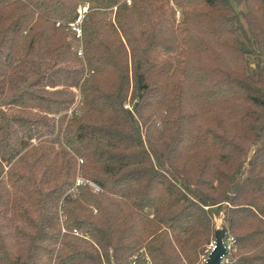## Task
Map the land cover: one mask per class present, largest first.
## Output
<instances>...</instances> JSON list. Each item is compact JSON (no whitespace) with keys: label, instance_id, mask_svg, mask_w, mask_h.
Segmentation results:
<instances>
[{"label":"trees","instance_id":"trees-1","mask_svg":"<svg viewBox=\"0 0 264 264\" xmlns=\"http://www.w3.org/2000/svg\"><path fill=\"white\" fill-rule=\"evenodd\" d=\"M219 215L264 264V0H0V264H200Z\"/></svg>","mask_w":264,"mask_h":264},{"label":"built area","instance_id":"built-area-1","mask_svg":"<svg viewBox=\"0 0 264 264\" xmlns=\"http://www.w3.org/2000/svg\"><path fill=\"white\" fill-rule=\"evenodd\" d=\"M123 1L126 3L127 6H131V0H123ZM88 8H89L88 4H84V5L79 6L77 8L76 18L73 21L68 23V29H69L70 35H71L72 39L74 40L73 50H75V53L78 57L82 56V49H81V46L79 45V42H81L82 25L84 22L85 15L88 12ZM75 107H76V105L70 111H68V115L71 114L72 112L76 111ZM79 162H81V160H79ZM81 184L82 185L87 184L95 193L99 192V188L95 184H93L92 182L85 181L81 177L77 178L76 179V185H81ZM231 244H232V237H230L227 234L226 239H225V248H226L227 253L231 249ZM226 256H227V254L225 256H223V258L221 259V264L227 263V257Z\"/></svg>","mask_w":264,"mask_h":264},{"label":"water","instance_id":"water-1","mask_svg":"<svg viewBox=\"0 0 264 264\" xmlns=\"http://www.w3.org/2000/svg\"><path fill=\"white\" fill-rule=\"evenodd\" d=\"M228 228L223 215L213 219V242L207 256L201 264H221V259L227 254L225 239Z\"/></svg>","mask_w":264,"mask_h":264},{"label":"rangeland","instance_id":"rangeland-1","mask_svg":"<svg viewBox=\"0 0 264 264\" xmlns=\"http://www.w3.org/2000/svg\"><path fill=\"white\" fill-rule=\"evenodd\" d=\"M242 6V4H239L238 5V7L237 8H240ZM176 17L179 19L180 18V15H179V11L178 10H176ZM84 23V22H83ZM83 26V25H82ZM67 32H68V34H69V38L72 40V46H73V44H74V40L72 39V37H71V35H70V32H69V29H68V25H67ZM79 45L81 46V49H82V37H81V42H79ZM73 49V48H72ZM75 51V50H74ZM80 58H83V49H82V56L80 57ZM77 106V105H76ZM79 162V161H78ZM80 163V162H79ZM77 178H80V176L79 177H77ZM76 178V179H77ZM92 190V189H91ZM93 191V190H92ZM227 225V224H226ZM213 242V241H212ZM212 242L211 243H209L207 246H206V250H205V255H203V257L201 258V263L203 262V259H204V257H206V255H207V253H208V251L210 250V248H211V244H212ZM200 263V264H201ZM105 264H108V263H105ZM113 264V263H112Z\"/></svg>","mask_w":264,"mask_h":264}]
</instances>
